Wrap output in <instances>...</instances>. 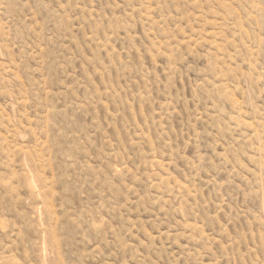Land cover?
I'll return each instance as SVG.
<instances>
[{
    "label": "rangeland",
    "instance_id": "rangeland-1",
    "mask_svg": "<svg viewBox=\"0 0 264 264\" xmlns=\"http://www.w3.org/2000/svg\"><path fill=\"white\" fill-rule=\"evenodd\" d=\"M0 264H264V0H0Z\"/></svg>",
    "mask_w": 264,
    "mask_h": 264
}]
</instances>
